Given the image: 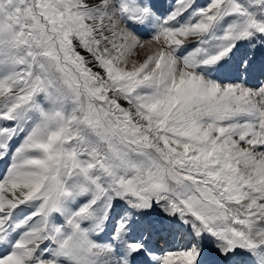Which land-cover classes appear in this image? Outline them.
<instances>
[{
  "label": "snow or ice",
  "instance_id": "snow-or-ice-1",
  "mask_svg": "<svg viewBox=\"0 0 264 264\" xmlns=\"http://www.w3.org/2000/svg\"><path fill=\"white\" fill-rule=\"evenodd\" d=\"M0 264H264V0H0Z\"/></svg>",
  "mask_w": 264,
  "mask_h": 264
}]
</instances>
